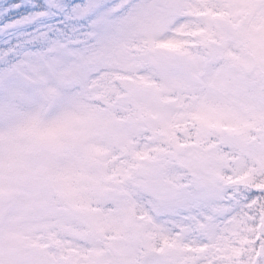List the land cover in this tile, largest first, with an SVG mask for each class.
Here are the masks:
<instances>
[{
  "label": "rangeland",
  "instance_id": "1",
  "mask_svg": "<svg viewBox=\"0 0 264 264\" xmlns=\"http://www.w3.org/2000/svg\"><path fill=\"white\" fill-rule=\"evenodd\" d=\"M98 2L75 40L0 29V264H260L264 0Z\"/></svg>",
  "mask_w": 264,
  "mask_h": 264
},
{
  "label": "snow or ice",
  "instance_id": "2",
  "mask_svg": "<svg viewBox=\"0 0 264 264\" xmlns=\"http://www.w3.org/2000/svg\"><path fill=\"white\" fill-rule=\"evenodd\" d=\"M107 10L108 5L98 0H8V6L0 9V29L14 26L8 35L22 38L25 43L40 37L75 40L93 32ZM0 46L12 47V43L5 38L0 40ZM228 194H234L233 190L229 189ZM236 196L242 207L256 202L250 212L257 219H264V188H253Z\"/></svg>",
  "mask_w": 264,
  "mask_h": 264
},
{
  "label": "water",
  "instance_id": "3",
  "mask_svg": "<svg viewBox=\"0 0 264 264\" xmlns=\"http://www.w3.org/2000/svg\"><path fill=\"white\" fill-rule=\"evenodd\" d=\"M141 264H166V262L159 253L153 252L144 256Z\"/></svg>",
  "mask_w": 264,
  "mask_h": 264
}]
</instances>
